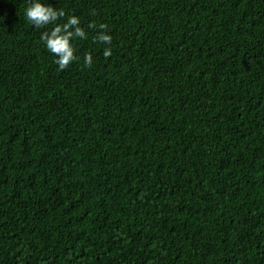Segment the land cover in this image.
<instances>
[{
    "label": "trees",
    "instance_id": "16d2710c",
    "mask_svg": "<svg viewBox=\"0 0 264 264\" xmlns=\"http://www.w3.org/2000/svg\"><path fill=\"white\" fill-rule=\"evenodd\" d=\"M30 2L0 0V264H264V0H44L113 37L63 71Z\"/></svg>",
    "mask_w": 264,
    "mask_h": 264
},
{
    "label": "clouds",
    "instance_id": "9594fccd",
    "mask_svg": "<svg viewBox=\"0 0 264 264\" xmlns=\"http://www.w3.org/2000/svg\"><path fill=\"white\" fill-rule=\"evenodd\" d=\"M66 16L63 8L57 9L44 0H31L29 6L25 10V17L29 23L35 28L40 29L48 25L53 27L41 34V41L45 44L57 59L54 61L58 65V70L63 71L73 62L78 61L80 57L75 54L73 40H87L88 31L90 29L96 33L92 37L93 42L109 45L103 50V55L108 58L112 55L113 37L110 35L109 26L106 23L97 24L95 21L89 22L86 27L81 25V20L76 15L68 16L66 22L59 23ZM84 64L88 68L93 65V56L85 54Z\"/></svg>",
    "mask_w": 264,
    "mask_h": 264
}]
</instances>
